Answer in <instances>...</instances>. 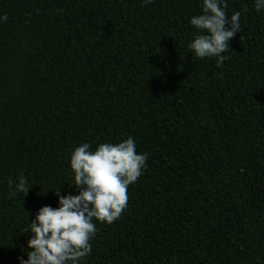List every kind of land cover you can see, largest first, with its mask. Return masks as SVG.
Instances as JSON below:
<instances>
[{
	"label": "trees",
	"instance_id": "obj_1",
	"mask_svg": "<svg viewBox=\"0 0 264 264\" xmlns=\"http://www.w3.org/2000/svg\"><path fill=\"white\" fill-rule=\"evenodd\" d=\"M224 2L241 30L218 68L189 48L203 0H0V264L79 194L77 147L129 137L143 174L79 264H264V9Z\"/></svg>",
	"mask_w": 264,
	"mask_h": 264
},
{
	"label": "clouds",
	"instance_id": "obj_2",
	"mask_svg": "<svg viewBox=\"0 0 264 264\" xmlns=\"http://www.w3.org/2000/svg\"><path fill=\"white\" fill-rule=\"evenodd\" d=\"M152 0H144L145 4ZM222 0H203L202 14L191 18L190 24L199 33L189 44L198 58L216 57L219 68L229 53V40L241 30L240 12L230 18ZM264 9V0H255V10ZM6 21L7 15L0 17ZM229 28H225V25ZM148 153L138 154L132 137L116 143H102L95 151L87 143L71 154L70 167L79 194L59 197V207L44 206L25 231L31 233L27 242L26 261L21 264H79L91 254L90 241L96 234V222L111 224L127 207L128 186L138 180L146 166ZM9 193H23L31 187L20 175L8 180ZM45 193V192H44ZM43 193V194H44ZM59 194V189L54 191ZM41 194V195H43Z\"/></svg>",
	"mask_w": 264,
	"mask_h": 264
}]
</instances>
